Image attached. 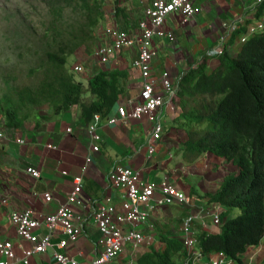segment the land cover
I'll return each instance as SVG.
<instances>
[{
    "label": "crops",
    "instance_id": "obj_1",
    "mask_svg": "<svg viewBox=\"0 0 264 264\" xmlns=\"http://www.w3.org/2000/svg\"><path fill=\"white\" fill-rule=\"evenodd\" d=\"M193 1L199 8L195 17L184 21L180 15L175 14L171 15L166 23L165 28L175 35L174 41L155 38V44L159 50V57L154 65L155 71L160 73L162 70H167L177 82L187 70L197 67L203 61L210 62V64L219 63L218 56L217 63L214 59L208 58V51L221 45V36L229 33V25L235 20L245 18L252 22L259 17L256 15L257 0ZM115 5L116 2L106 4L104 7L112 6L116 24L124 29L134 31L140 18L144 17L149 0H120L119 10H116ZM238 36L236 34L233 37V44L228 48L229 53L227 54L230 56H235L240 47L237 42ZM136 54V47L125 49L118 55L117 60L112 62L115 66L107 67L126 73L125 91L116 106L123 102L126 103L125 101L131 94L136 96L141 87L142 78L132 66ZM207 67L211 68L210 65ZM101 68L96 69V72ZM135 78L137 82L130 87L129 84ZM116 106L111 112L112 114L116 113ZM162 112L167 130L166 122L171 124L173 116L169 109H164ZM80 115V108L74 105L60 114L51 113L42 118L26 120L19 128L5 125V134L0 137V240L11 239L16 246L18 243L24 242L10 221L11 211L32 208L45 214L56 213L61 205L67 203L69 193L73 188V177L76 175L83 176L86 206L75 207L81 215L83 231L78 241L71 243L67 251L76 257L80 264H91L98 252L97 241L100 234L93 218L97 206L107 197H112L113 201L120 202V191L111 184L108 176L116 166L135 167L141 171L144 178L149 179H156V176H159L162 171H166L172 174L170 180L173 183L176 182L177 184H175L182 189H189L194 193V196H205L206 192L216 191L219 188L220 184L219 186L215 185L211 176L210 181H205L202 186L199 183L184 182L182 177L193 176L196 167L200 171L199 167L208 161L211 154H206L189 163L188 167L192 173L187 172L188 167L186 168L183 163L177 164L179 160L174 161L175 158L172 156V153H175V150L177 151L180 147V142L172 133L175 130L171 128L173 124L168 127L171 129L169 135L165 136L164 133V140L160 144L158 154L161 157L150 160L145 150H137L146 140L148 126L146 121L132 119L115 125L103 122L101 151L94 152L93 139L88 129L91 121L85 122L84 119L79 118ZM68 128H72V131H67ZM2 129L4 128L0 130ZM21 138L24 140L23 143L19 142ZM49 145H53V147L51 148ZM169 148L171 149L170 153L168 152ZM88 156L92 158L90 163H87ZM212 156L216 159L213 154ZM171 157L172 161H169ZM210 166L209 164L203 166L202 173L210 174L207 171ZM29 167L38 169L41 172V177L37 178L28 172ZM180 167L183 169L182 171H179ZM236 170L237 167L234 165L233 172ZM209 182L210 184H208ZM45 193H51V201L45 199ZM4 199L7 200V203L3 202ZM202 199L205 200L204 197ZM177 206L183 208L180 205ZM194 210L203 211L200 206ZM185 211L188 210L185 208ZM238 212V209L231 210V213L235 215ZM154 215L151 216V219ZM228 217H231V214ZM154 219L157 218L154 217ZM204 223L205 225H202L204 230L212 233L221 232V228L214 225L211 218H205ZM164 233L170 234L167 231L156 232V240H159L158 243H155L157 247L160 244L164 245V242L160 241L161 234ZM58 236L63 237L62 233H59ZM176 237L178 236L176 235ZM25 245L28 246V243ZM161 248L163 247L161 246ZM123 256L125 255L121 257ZM121 260L123 259L121 258ZM121 260L117 261V264H121ZM243 261L244 264H264V237L259 245L247 249ZM29 264L57 263L54 261L51 249L46 253L35 255Z\"/></svg>",
    "mask_w": 264,
    "mask_h": 264
},
{
    "label": "trees",
    "instance_id": "obj_2",
    "mask_svg": "<svg viewBox=\"0 0 264 264\" xmlns=\"http://www.w3.org/2000/svg\"><path fill=\"white\" fill-rule=\"evenodd\" d=\"M115 2L119 10L120 0ZM49 7L59 19L73 8L91 26L104 13L100 0H49ZM257 8L256 15H262L264 0ZM87 38L90 36L84 41ZM63 50L48 53L47 75L37 87L18 90L19 103L7 96L0 98V115L6 126L21 127L29 119L21 114L24 107L44 102L51 106L52 114L77 105L79 118L87 123L97 112L111 114L125 91L126 73L101 68L89 78L86 89L67 70L68 52ZM227 53L225 49L217 55L219 63L213 70L203 61L181 76L176 100L182 109L176 118H181L175 120L172 113L171 124L173 129L181 125L187 132V156L192 161L210 153L218 164L226 161L237 167L216 191L206 194L210 202L238 209V214L228 218L229 212H225L221 232H203L199 241L207 251L224 250L242 262V254L264 237V29L241 43L235 56ZM86 90L93 96L90 102L83 100ZM161 241L163 248H144L136 264H178L182 244L168 233L161 234Z\"/></svg>",
    "mask_w": 264,
    "mask_h": 264
},
{
    "label": "built area",
    "instance_id": "obj_3",
    "mask_svg": "<svg viewBox=\"0 0 264 264\" xmlns=\"http://www.w3.org/2000/svg\"><path fill=\"white\" fill-rule=\"evenodd\" d=\"M104 4L115 3V0H100ZM263 0H257V3ZM199 8L193 0H149L144 17L138 21L134 31L117 25L103 23L97 29L106 42L95 50V58L100 65L116 61L118 55L132 47L137 48V54L132 62L133 68L139 72L142 84L134 98H128L126 103L116 106V113L103 115L97 112L88 126L93 139V151H101L103 122L108 125L125 123L129 120L146 121L147 135L142 146L137 150H145L149 157L155 156L158 147L164 140L166 131L163 121V110L177 112L178 82L167 70L155 71V61L159 50L155 38L169 41L175 40L173 32L165 28L171 15L178 14L184 21L196 16ZM264 19V10L262 13ZM264 29V20L250 21L239 18L229 25V33L221 36V45L208 51V55L223 54L233 43L232 37L240 31L238 43H244L250 36ZM101 30V31H100ZM242 30V32H241ZM103 66H100V68ZM82 63L74 66V73L84 71ZM67 131H72L68 128ZM5 134V128L0 130V137ZM20 143L24 140L19 139ZM53 147V145H49ZM92 161L87 157V163ZM28 172L37 178L41 172L29 167ZM67 174V172H64ZM111 184L120 191V202L107 197L101 202L93 215L100 237L98 252L91 264H113L122 255L127 256L121 264H136V259L143 249L156 246V232L151 222V213L159 207L178 204L192 208V197L175 185L171 180L144 178L141 171L129 165H119L109 172ZM47 201L52 200L51 193H45ZM7 203V200H3ZM86 198L83 192V176L73 177V188L68 201L59 207L54 214L37 212L32 208L16 209L10 213V221L16 228L22 241L16 246L11 239L0 240V264H29L37 254L53 250V258L57 264H80L79 260L67 251L71 243H76L83 231L81 215L75 207H85ZM219 206H217L218 208ZM200 219L199 213L188 211L180 224V237L188 255L184 264H238L234 259L219 251L203 260L201 249L196 248L197 238L194 225ZM214 221L220 224V213L214 215ZM62 233L63 237L58 236ZM159 238V237H158ZM28 243V246L25 245Z\"/></svg>",
    "mask_w": 264,
    "mask_h": 264
},
{
    "label": "rangeland",
    "instance_id": "obj_4",
    "mask_svg": "<svg viewBox=\"0 0 264 264\" xmlns=\"http://www.w3.org/2000/svg\"><path fill=\"white\" fill-rule=\"evenodd\" d=\"M103 5L106 6V4ZM112 9V6L104 7L101 20L97 25L91 26L82 17V14L73 8L67 9L62 19L56 18L49 7V0H0V98L7 96L19 103L18 90L24 87H37L44 76L47 75L48 53L50 51H61L62 49L68 52L67 70L72 73L75 81L82 83L88 89L89 78L95 74L96 69L100 66L104 68L111 67V65L115 66L112 63L113 61L107 65H100L94 55L96 48L106 42L101 33L98 36V27L103 23L119 26L113 18L115 14ZM262 20L264 19L261 15L255 19V21ZM55 24L56 26H54ZM86 36H90V38L84 41L83 38ZM208 58L214 59L216 63L218 62L217 55L209 56ZM77 63L83 64L85 67L83 72L74 73V66ZM206 64L207 66H211L209 70L218 65L210 64V62ZM136 82L137 79L135 78L129 86L131 87ZM134 97L135 95L133 94L128 96V98ZM92 98V94L86 90L83 100L90 102ZM20 105L22 106L23 104L21 103ZM52 111L51 106L44 102L39 105L25 106L21 114H27L29 116L27 121H31V119H36L37 117H45L51 114ZM181 112L182 109L178 105L176 114L174 112L171 113L175 115V120H179L181 117H176ZM4 122V116L0 115V129L5 128ZM166 124L167 130L165 131V136H168L171 130L168 127L171 124L169 122H166ZM179 126H175L176 129L172 133L176 135V139L180 142V147L177 151L175 150V153H172V156L175 158L174 161L179 160L177 164L183 163L187 168L190 165L189 163L192 162L191 158L187 156V148L185 150L189 136L185 129L181 125ZM170 150L169 148V153ZM159 152L160 147H158L156 155L149 157V159L161 157L160 155L158 156ZM216 159L211 154L208 157V161H205L203 164V166L207 164L211 165L207 170L210 174H203V166H201L199 167V169L201 168L200 171L196 167L193 176L182 177V179L186 183H199L202 186L205 181H210L211 176L214 179L215 185H221L224 177L233 172L234 164L226 161L218 164L219 162L217 163ZM169 161H172V157L169 158ZM182 170L180 167L179 171ZM187 172L192 173V170L189 169ZM167 173L166 171H162L159 176H156V180L158 182L162 179L170 180L172 174ZM182 190L187 194H191L192 192L187 188H183ZM202 196L205 200L200 204L201 209L203 211L209 210V204L206 202L209 198L207 195ZM202 196H198V198L200 199ZM185 213L186 211L180 207L167 206L157 208L155 213H153L155 214L153 219H151V222H154L155 225V232L161 233V231H167L173 237L178 236L181 219ZM153 214L151 213V216ZM154 217L157 219H154ZM162 247L164 246L162 245ZM121 258L126 260L127 256ZM121 258L115 260L113 264H117V261L121 260Z\"/></svg>",
    "mask_w": 264,
    "mask_h": 264
},
{
    "label": "clouds",
    "instance_id": "obj_5",
    "mask_svg": "<svg viewBox=\"0 0 264 264\" xmlns=\"http://www.w3.org/2000/svg\"><path fill=\"white\" fill-rule=\"evenodd\" d=\"M236 34H238L239 35V33H236ZM235 34V35H236ZM234 35V36H235ZM239 44V43H238ZM209 56H212V55H209ZM179 82V81H178ZM177 110H178V105H177ZM175 113V112H174ZM176 114V113H175ZM206 154H210V153H206ZM205 154V155H206ZM204 155V156H205ZM215 156V155H214ZM175 184V183H174ZM222 184V183H221ZM176 185V184H175ZM178 186V185H177ZM221 186V185H220ZM219 186V187H220ZM179 187V186H178ZM180 188V187H179ZM182 189V188H181ZM212 192H214V191H212ZM206 193H210V192H206ZM205 193V196L207 195ZM194 193L193 192H191V194H189L191 197H192V202H193V206H192V208H186L188 211H192V212H194V213H199V215H200V219L199 220H197V222L195 223V225H194V228H195V234H196V238H197V244H196V248H198V249H201V251H202V255H203V257H204V259L203 260H209V257H211L212 255H214L215 253H217V252H219V251H223L227 256H229V257H231L232 259H234L238 264H244V261H239L237 258H235L234 256H232L231 254H229V253H227L226 251H224V250H213V251H207V250H205V248L200 244V241H199V236H200V234L201 233H203V232H207V233H212V232H210V231H207V230H204L203 228H202V225H205V223H204V220H205V218H211V220L213 221V224L214 225H216V226H219L220 228H222V225H223V223H224V220H225V218L223 217V214L225 213V212H229V214H228V216L231 214V216H235V214H233V213H231V210H229L228 209V207L226 206V205H222V204H220V203H215V202H210V200L208 199L206 202L209 204V210L208 209H206V211H195L194 209L195 208H197V207H199L200 206V204H201V202H203V201H199V200H203L202 198L201 199H199L198 198V196H194L193 195ZM209 198V197H208ZM198 203V204H197ZM178 204H174V205H170L171 207H178L177 206ZM181 206V205H180ZM217 206H219L218 208H217ZM183 207V206H182ZM201 207V206H200ZM202 207H203V205H202ZM183 209L185 210V208L183 207ZM235 210V209H234ZM187 211V212H188ZM186 212V213H187ZM217 212H219L220 213V219H221V222H220V224H217V223H215V221H214V215L217 213ZM186 213L182 216V217H184L185 215H186ZM227 216V217H228ZM228 218H230V217H228ZM181 221H182V219H181ZM180 229V228H179ZM178 236H179V238L178 237H176L175 236V238H177L178 240H179V242L182 244V246H183V251H182V255H181V258L179 259V261H178V264H184V259L187 257V255H188V250L185 248V246H184V244H183V241H182V239H181V237H180V230H179V234H178ZM158 241L159 240H157V243H158ZM161 241V240H160ZM154 245H152L151 247H153ZM161 246H162V244H160L158 247L157 246H154V247H156V248H158V249H160L161 248ZM164 246V245H163ZM149 249V248H148ZM246 253V252H245ZM245 253L244 254H242V259L244 258V255H245Z\"/></svg>",
    "mask_w": 264,
    "mask_h": 264
}]
</instances>
